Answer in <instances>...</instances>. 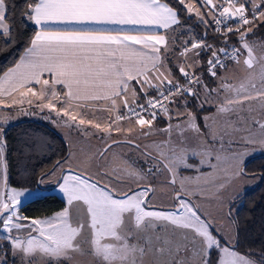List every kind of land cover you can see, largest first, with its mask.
<instances>
[{
    "label": "snow or ice",
    "instance_id": "snow-or-ice-1",
    "mask_svg": "<svg viewBox=\"0 0 264 264\" xmlns=\"http://www.w3.org/2000/svg\"><path fill=\"white\" fill-rule=\"evenodd\" d=\"M185 10L206 28L214 24L223 45L194 36L177 45ZM21 19L35 30L0 76V106L47 109L101 143L78 171L69 165L64 174L65 160L45 174L61 171L66 205L29 218L20 207L31 193L9 184L0 130V264H9L8 249L11 264H264V251L254 259L236 250L221 199L244 174V149H264V41L247 39L264 23V0H26ZM13 28L8 0H0L5 46L16 43ZM192 101L201 112L215 108L203 128ZM122 144L147 168L113 151ZM186 169L199 174L182 175ZM213 200L221 206L215 214L204 208Z\"/></svg>",
    "mask_w": 264,
    "mask_h": 264
},
{
    "label": "trees",
    "instance_id": "trees-1",
    "mask_svg": "<svg viewBox=\"0 0 264 264\" xmlns=\"http://www.w3.org/2000/svg\"><path fill=\"white\" fill-rule=\"evenodd\" d=\"M168 2L172 4L173 0ZM25 3L26 0H8L9 16L14 24L13 35L16 37V43L5 46L0 40V76L19 59L35 30L34 25L26 19H21V9ZM180 19L184 30L176 34L177 45L189 36L205 37L208 43H215L217 47L223 45V41L219 40L213 31V25L206 28L194 14L189 17L186 10L180 12ZM247 39L264 41V23L257 22ZM230 42L237 44V35H230ZM209 55L210 53H206L201 57L205 64ZM168 59L173 61L172 56ZM172 67L175 68L174 61ZM205 79L209 78L205 75ZM193 105L195 101L190 102L187 107L190 108ZM162 122L164 119L159 118L156 123ZM1 129L6 138V159L11 186L21 188L40 186V178L68 155L66 139L46 122L22 119L3 125ZM244 169L246 175L258 176L259 182L254 188L233 199L231 209L233 208L234 211H230L229 217L233 222V235L238 233L236 249L244 254L252 252L253 258L259 259V253L264 251V155L250 159ZM41 188L46 189L50 186ZM63 205L61 198L51 193H44L23 202L20 212L21 215L29 218H37L49 215L61 209Z\"/></svg>",
    "mask_w": 264,
    "mask_h": 264
},
{
    "label": "rangeland",
    "instance_id": "rangeland-1",
    "mask_svg": "<svg viewBox=\"0 0 264 264\" xmlns=\"http://www.w3.org/2000/svg\"><path fill=\"white\" fill-rule=\"evenodd\" d=\"M251 41H257V40L253 39ZM245 55H246V53H245ZM231 67H233V66H231ZM233 69H234L235 75L237 77H242L244 75V73L241 71V69H238V67L237 68L234 67ZM210 86L215 87V84H210ZM24 109L27 111L28 114H25L24 111L17 112V111H9L8 109H5V110L0 111V116L13 118L9 122H15L17 120H22L23 118L43 121V122L48 123L55 130L59 131L63 135V137L66 139L67 144H68V155L63 161H61V163H63L65 160H68V164L64 165V174H67V172L69 171V165L71 166L72 169L78 171L79 166L81 165V161L84 159L85 153L96 151L97 147L101 143L99 141L98 136L93 137V138H88V137L83 136V134L78 133V131L74 127L71 129L68 128L63 123V121L60 120L56 116L55 113H49V111L47 109H45L44 111H40L39 109H36V108L29 109L28 107L27 108L24 107ZM188 109L190 111H195L197 116L200 117L201 120H200L199 124L202 128L204 126V121H203L202 117L215 111L214 107L209 106V105H205V111L201 112L196 108V102H195V105H193L192 107H190ZM16 115H19V116L22 115V117H20L18 119H16V118L14 119V117ZM163 119H164V122H162L161 124H157V127L163 128L166 126L167 120H166V118H163ZM9 122L0 123V124H9ZM172 123L173 124L176 123V120L173 119ZM0 130H2L1 127H0ZM113 135L116 136L115 133H113ZM151 139H155V137H150L149 140H151ZM145 142H147V141H145ZM109 143H111V141H109ZM112 148H113V151L124 154V156L127 159L135 160L138 165L143 166L145 169L147 168V164L144 163V160L142 158H139V153L134 151L133 147H131L127 144H122L119 146L113 145ZM244 150L247 151L248 155L244 158L243 165L250 158H253V157H256L259 155H264V149L260 148L258 145L257 146L249 145L247 147V149H244ZM69 157H71V159H69ZM197 162L198 161L194 158L189 159V163H197ZM210 162L215 163L214 160H211ZM92 170L94 171V167ZM200 171L207 173V172H211L212 169L210 167H208V165H201ZM198 174L199 173L196 172L194 169L182 170V175H189V176L195 177ZM61 175H62L61 171L59 169H57L55 175H44V176H42L40 178V186H37L34 188H24V189L29 190V192L31 193L29 196L24 198V202L29 200V199L34 198L35 196H39V195L44 194V193L54 194L57 197L61 198L64 202V205L61 209H59V210H57V211H55L49 215H45V216H41V217H37V218L49 217V216L53 215L54 213L62 210L65 207L66 201H65V198L63 197V194L59 191V184L57 183V180L61 177ZM160 179L162 180L163 177H160ZM60 182H62V180ZM258 182H259L258 176L246 175L245 173L243 174V176L241 178L233 181L232 184L230 185V187H228L223 192L222 197H221V199L224 201V203L222 205L223 213L227 216L230 211L233 212L234 209L233 208L231 209V202L233 201V199L239 197L240 195L245 193L247 190L254 188L258 184ZM49 186H50V188H46V189L41 188V187H49ZM17 188H21V187H17ZM220 207L221 206L214 200L211 201L210 203L209 202L204 203V208H207L209 211H212L213 214H215L218 210H220ZM228 219H230V217H228ZM3 243H7V242L3 241ZM237 251L240 252L239 250H237ZM240 253L244 254L242 252H240ZM7 258L9 260V264H11L12 255H11L10 249L7 250ZM17 264H19L18 259H17Z\"/></svg>",
    "mask_w": 264,
    "mask_h": 264
},
{
    "label": "crops",
    "instance_id": "crops-1",
    "mask_svg": "<svg viewBox=\"0 0 264 264\" xmlns=\"http://www.w3.org/2000/svg\"><path fill=\"white\" fill-rule=\"evenodd\" d=\"M103 27H110V28H117L118 26H112V25H107V26H103ZM135 31H137V30H133V34H135ZM159 32H160V34H163L164 33V30L163 29H160L159 30ZM137 47H139V46H137ZM230 63V66H233L232 68H237L234 64H232L231 62H229ZM238 69H240V68H238ZM7 71V70H6ZM4 73V72H3ZM3 73L1 74V76L3 75ZM134 83V82H133ZM27 108L28 106L25 104L24 106H23V108ZM5 109H7V108H3L2 106H0V111H2V110H5ZM9 111H17V112H22V111H20L18 108H12V109H8ZM19 114V113H18ZM20 117H22V115L21 116H19V115H16L15 117H14V119L16 118V119H18V118H20ZM11 119H13V118H8V122L9 121H11ZM23 119H25V118H23ZM10 123H12V122H9V124ZM3 125H7V124H0V127L1 126H3Z\"/></svg>",
    "mask_w": 264,
    "mask_h": 264
},
{
    "label": "water",
    "instance_id": "water-1",
    "mask_svg": "<svg viewBox=\"0 0 264 264\" xmlns=\"http://www.w3.org/2000/svg\"><path fill=\"white\" fill-rule=\"evenodd\" d=\"M253 158H254V157H253ZM250 159H252V158H250ZM250 159H248V160L244 163L243 167H245V165L247 164V162H248ZM244 173H245V171H244Z\"/></svg>",
    "mask_w": 264,
    "mask_h": 264
},
{
    "label": "built area",
    "instance_id": "built-area-1",
    "mask_svg": "<svg viewBox=\"0 0 264 264\" xmlns=\"http://www.w3.org/2000/svg\"><path fill=\"white\" fill-rule=\"evenodd\" d=\"M215 27V25L213 24V28ZM205 70H206V68H205Z\"/></svg>",
    "mask_w": 264,
    "mask_h": 264
}]
</instances>
